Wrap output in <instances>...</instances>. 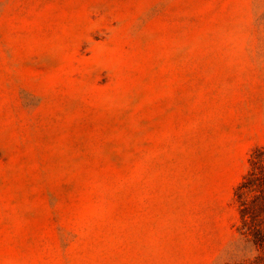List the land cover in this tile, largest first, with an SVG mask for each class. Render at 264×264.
Instances as JSON below:
<instances>
[{
  "label": "rangeland",
  "instance_id": "obj_1",
  "mask_svg": "<svg viewBox=\"0 0 264 264\" xmlns=\"http://www.w3.org/2000/svg\"><path fill=\"white\" fill-rule=\"evenodd\" d=\"M258 144L264 0H0V264H264Z\"/></svg>",
  "mask_w": 264,
  "mask_h": 264
},
{
  "label": "trees",
  "instance_id": "obj_2",
  "mask_svg": "<svg viewBox=\"0 0 264 264\" xmlns=\"http://www.w3.org/2000/svg\"><path fill=\"white\" fill-rule=\"evenodd\" d=\"M239 222L238 233L252 242L264 262V144L255 145L247 167L233 190Z\"/></svg>",
  "mask_w": 264,
  "mask_h": 264
}]
</instances>
